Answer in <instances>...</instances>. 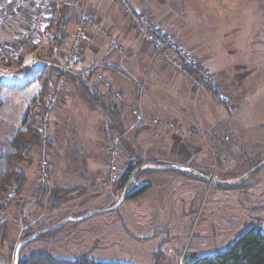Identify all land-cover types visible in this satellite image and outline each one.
I'll return each mask as SVG.
<instances>
[{
  "label": "rangeland",
  "instance_id": "obj_1",
  "mask_svg": "<svg viewBox=\"0 0 264 264\" xmlns=\"http://www.w3.org/2000/svg\"><path fill=\"white\" fill-rule=\"evenodd\" d=\"M172 1L167 8L173 13L170 17L176 29L171 32L178 39L174 36L170 38L194 54L202 69L213 76L229 102L227 104L219 97L208 94V90L205 91L198 81L185 76H179V79L178 74L182 73L175 72L163 60L166 74L169 75L166 77L171 78L170 83L166 80L163 83L168 88L167 95L162 93L165 97H160L159 102L154 97L146 100L150 110L156 111L150 116H156L162 124L150 129L156 132H142L144 137L139 140L147 144L156 137L175 138L179 144L180 161L185 167L222 181L242 178L264 160V0ZM77 5L84 7L81 10ZM68 10L80 14L96 13V1L73 0L65 16ZM58 14L53 12L55 19H49L48 41L44 47L30 48L21 58L0 63V100L3 103L0 111V152L6 147L1 143L2 138L22 128L30 107L40 96L45 77L49 73L54 74L53 67L43 62L57 61L60 52L67 49L64 44L71 37L74 22L69 18L66 29L57 35L54 30L59 26L56 24ZM57 37L63 41L60 48L55 47ZM124 54V50L110 54L106 48L102 58L114 65H124ZM88 62L87 70L96 64V56L89 57ZM118 73L125 78L124 86L136 92L135 84L129 82L132 80L130 78L135 80L136 76L128 70ZM88 74L85 73L84 77L87 78ZM91 80L92 77L81 84L93 94L95 89L86 85L92 83ZM97 85L98 82L96 105L106 104L109 107L112 101L102 104V100L98 99L101 94ZM144 85L146 89L147 85ZM82 94L84 97L87 95L86 91ZM89 98L85 97L86 100ZM114 101L123 104L125 100L116 101L113 98ZM129 107L130 126H123L120 132L117 127L112 131V126H109L110 134L111 131L118 134H114L116 140L110 143L109 155L113 146L118 144L121 158L126 152L129 158L133 157L135 149L131 148L130 141L134 142V138L141 134H136L141 125L132 118V110H140L147 120L149 114L134 105ZM158 107H162L159 113ZM171 122L175 123L176 130L165 126ZM56 127L53 114L52 134L55 131L60 133ZM106 130L101 122L94 129L98 162H104L103 155L105 151L106 154L108 152L107 145L103 143L108 133ZM148 149L138 153L142 160L138 163L141 165L155 152L152 147ZM109 155L106 181L108 185L122 184L121 191L114 195V199H117L105 207L83 208L72 213L70 208L75 206L73 203L79 207L85 206V203L88 204L87 198H91L93 205L101 206L107 201V191L96 192V195L71 196L68 194L70 189L63 190L64 194H51L50 187L43 196L34 199L31 190L36 181L37 153L34 163L25 167L28 181L23 192L6 210L4 220L8 221L9 228L5 244L0 249V264L14 263L16 248L26 235L50 228L69 217L77 218L94 210L113 207L124 191L127 184L124 179L130 168L124 169L123 175L120 163L119 172L112 174ZM153 171L162 170L140 173L131 187L133 194L142 185L153 186L151 196L138 204H131L129 198L113 212L69 222L57 232L45 234L27 245L22 257L26 258L35 251H46L66 260L85 256L109 263L189 264L191 260L225 252L252 228L264 233V167L244 182L222 187L205 182L196 175L170 172L177 175L180 181L169 180L165 188L163 181L150 178ZM109 177L112 182H109ZM36 189L38 191V187ZM58 200L60 203L55 206Z\"/></svg>",
  "mask_w": 264,
  "mask_h": 264
},
{
  "label": "crops",
  "instance_id": "obj_2",
  "mask_svg": "<svg viewBox=\"0 0 264 264\" xmlns=\"http://www.w3.org/2000/svg\"><path fill=\"white\" fill-rule=\"evenodd\" d=\"M95 1L96 13H90V15L94 16L96 18V21L100 22L102 26L108 29L112 37H116L119 40V43L124 48L123 50L125 52V60L122 62L124 63V65H121L120 63L114 65L112 62L106 60V58H102L104 49L107 48V52L110 54L112 53L109 47L110 37H105L100 34L99 31L95 30L93 27H90L89 33L91 39L84 51V59L79 65L76 66V74L71 78L65 101L53 113L54 122H56V125L58 126L56 128L57 130L60 129V133L55 131L52 134L54 148L51 150V194H56L57 192L59 194H64L65 192H63V190L65 189H70V192H68V194H70L71 196L78 194L96 195V192L99 193L102 190H104L105 192L107 191L108 193L107 201H109H105L101 206L93 205V201L91 200V198H87L89 199L88 204L86 205L85 203V206L82 207L77 206L76 203H73L75 204V206L71 204L72 206H74L70 208V211L72 213L78 210H82L83 208L95 209L96 207H105L104 205L114 203L113 201L117 199H114V195L121 191L122 184H119L118 182L115 185H108V181H106L108 172L109 146L111 142L116 140L115 135H118L115 134V132V135L113 134L112 131H114V127H117L118 131L120 132L123 126H130V105H134L135 107L146 112V114H149L147 115L149 116V118L147 120L144 115V119L138 122V124H140L141 126L137 129L138 132L136 134H141L138 135V137L134 138V142L130 141L132 144L131 148L135 149L133 157L131 156L129 158L127 156L128 153L126 152L123 158H121L120 163L123 166L122 173L125 172L124 169L128 170L129 168L135 166V163H138L139 161L141 163L142 160L140 159L139 154L144 150L149 151L148 148L150 147H152L155 152L152 155H149V158L145 160L144 164L142 165L165 163L184 166V164L180 161L181 154L177 150L179 144L177 143L178 141L175 138H172L170 140L159 139L158 137H156L154 138L152 143L150 142L147 144H144L139 140V138L144 137V133L142 132L146 131L149 133L150 131H153L150 129H153V127H155L152 121L156 119V116H150V113L153 112L152 114H154L156 111H153V109L150 110L151 108L149 105H147L148 101L146 100L149 99V97H154V99H158L159 102L160 97L163 98L165 97V95H167L166 92L168 88H166L163 83H165L166 81L170 83L171 81L170 77H166L169 75L166 74L167 68L164 65L161 55L155 50L153 45L141 41V38L138 36L137 31L132 28L133 26L131 23V19H128L124 16L121 0ZM170 2L173 1L132 0V4L137 12L148 13L154 18L162 34L168 37L174 36L176 39H178L176 35L171 32V30L176 29L174 27V24H172L170 17L173 13L169 8H167ZM2 5L3 4L0 2V47L16 42L17 40L21 39V37L24 36L27 31V21H25L27 17L25 19L23 18V20L20 21L16 20L12 16L10 7H4ZM53 6L51 7L50 11V20L54 17V15H52V13L54 12L52 11ZM77 6V8L80 9L84 7L81 5ZM68 12L69 13L66 16L63 14L57 15L56 24L58 25L60 21L63 26H57V29L54 30L57 32V35L61 34V31L66 29L65 25L68 24L69 18L70 20L73 19L74 25L72 27V30L70 31L71 37L64 44V48H68L70 46L75 33L76 23L80 16V12H70L69 10ZM64 20H67V22L64 23ZM92 56H96V64H104L107 67L109 66L110 68H112L109 69L106 67L104 69L98 70L97 73L92 77V83H86V85H90L91 88L95 89V91H93L92 89L93 94L88 92V89H84V86L81 84L82 82H85L84 80L86 79V77H84V74L81 75V73L87 71V67H89L86 66L89 63L88 58ZM158 57L161 58V61H159ZM122 70H128L130 73L136 76L135 80L128 76L127 78L132 79L129 82L134 83L135 86L137 84L144 85L145 83L148 89L146 88L147 90L143 93H141L138 89L136 92H132V90H129V86H124L125 78L118 73ZM179 76H185L190 80H194L193 76L187 73L178 74V78L180 79ZM99 77H101V79ZM97 82L100 85L98 93L101 94V97H99L98 99L102 100V104L105 102L110 103L111 101H113V98H115V93L118 91L123 93V98L125 100H123V104H116V102L114 101L113 103H115L116 105L113 109L106 107V104L104 106L98 104L96 105ZM108 82L111 84V88L106 87V83ZM82 89L87 93V95L85 94V97H91L89 98L90 100L88 99L89 101L86 100L84 96H82ZM204 90L206 91V88ZM162 93H165V95H163ZM207 93L209 94L208 91ZM127 103L129 104V106ZM226 107L228 108L229 106ZM161 109L162 107H158L157 112L159 113ZM99 122L103 123V125L106 126L107 132L109 131V126H112V131L110 130L112 134L108 132V137L105 135L106 139H104L103 141V143L107 145L108 151L107 154L105 151L103 155L105 160L104 162H98V160H96V140L94 137V129L96 128V124H99ZM12 135L13 132L2 138L1 143L3 145L6 144V147H3L4 149L2 148L0 153H4L8 150L7 143ZM118 140L120 141V139ZM122 142L124 143L123 139ZM137 154L138 156H136ZM54 158L57 167L54 163ZM134 161L136 162L134 163ZM36 163L37 169L35 168V174L38 170V158ZM153 172L154 173H152L150 178L158 182L163 181L165 183V188H167V185H169V180H179V177L177 175H174L170 172ZM143 186L145 185H142V187ZM35 188H37L36 181L34 187L31 190L34 199L38 198L39 196L38 191L37 189L35 190ZM153 188L154 187L152 186L145 194H143L139 198L131 199V204H138L140 201H143L144 198L151 196L150 194ZM100 194L103 197V194Z\"/></svg>",
  "mask_w": 264,
  "mask_h": 264
},
{
  "label": "built area",
  "instance_id": "obj_3",
  "mask_svg": "<svg viewBox=\"0 0 264 264\" xmlns=\"http://www.w3.org/2000/svg\"><path fill=\"white\" fill-rule=\"evenodd\" d=\"M124 16L131 19L133 28L137 31L138 36L145 43L154 46L155 50L161 55L166 65L171 67L175 72L189 73L194 71V80L201 85L216 86L217 82L213 76L202 69L199 62L195 59L192 52L185 49L182 45L160 31L158 25L153 21L152 17L145 13L137 12L132 4V0H121ZM4 7H10L13 18L23 20L27 17V31L21 39L12 44L0 47V63L7 60L19 59L24 56L30 48L37 47L40 49L47 44L48 41V23L51 7L54 0H0ZM65 5L69 8L73 5V0H65ZM93 27L105 37H110L109 47L111 51H123V46L116 37H112L108 29L96 21V18L89 13L80 14L75 33L70 46L61 51L59 58L55 62H43L50 65L54 69L53 80L50 82V94L45 105L42 116L41 130L44 139L52 137V123L54 111L63 104L66 99L68 87L72 76L76 74V66L84 59V51L90 42L89 28ZM107 66L104 64H94L86 72H97ZM109 69V66L107 67ZM101 79V77H99ZM106 87L111 88V84L106 83ZM137 89L143 93L146 91L145 86L136 85ZM227 96L220 93V100L228 101ZM117 101H123V93L118 91L115 93ZM132 118L139 122L144 119L143 114L138 109L132 110ZM153 125H161L158 119L152 121ZM166 126L176 130L174 122L168 123ZM177 132V131H176ZM38 170L36 172V185L38 187L39 196H43L44 192L51 187L52 175V151L44 144L38 150ZM110 172L116 174L119 172V164L121 162V149L115 144L110 150L109 155ZM109 182L112 179L109 177ZM6 211H0V221L4 220Z\"/></svg>",
  "mask_w": 264,
  "mask_h": 264
},
{
  "label": "trees",
  "instance_id": "obj_4",
  "mask_svg": "<svg viewBox=\"0 0 264 264\" xmlns=\"http://www.w3.org/2000/svg\"><path fill=\"white\" fill-rule=\"evenodd\" d=\"M67 8L65 0H54L52 11L64 15ZM61 26H63V24L59 21V27ZM56 39L58 40V37ZM55 42L56 48L63 45V41L58 40ZM52 51H54V48ZM94 74H88L86 79H90ZM189 74L193 77L195 75L194 71H189ZM53 76V73H49L45 77L40 96L30 107L23 121L22 128L14 132L11 136L7 143L8 150L4 153H0V211H6L11 206L12 202L23 192L28 181L25 167L31 166L34 163L38 150L44 144H46L51 150L54 148L53 138L50 137L49 139H44L41 130L42 116L50 94V80ZM98 86L100 87L99 84L97 85V88H99ZM205 88L214 97H219L221 93V88L218 84L216 86L205 85ZM2 106L3 103L0 100V111ZM114 107L115 103L112 101L109 108L113 109ZM140 165L141 164L138 163L137 166H133L129 169L128 174L124 179L125 184L128 182L129 176ZM168 172L178 171L169 170ZM217 187H222V185H217ZM150 188V185H145L136 190L133 194L130 192L126 199H137L145 194ZM59 203L60 200L56 201L54 205L56 206ZM8 228L7 220L0 221V249L3 248L5 244L4 242L7 239ZM57 231L58 230L51 233ZM25 237H27V235ZM20 264L124 263L98 262L85 256L79 257L75 260L58 259L46 251H35L26 258H23L21 254ZM189 264H264V233L252 228L241 235L225 252L218 253L214 256H205L199 259H194L191 260Z\"/></svg>",
  "mask_w": 264,
  "mask_h": 264
},
{
  "label": "water",
  "instance_id": "obj_5",
  "mask_svg": "<svg viewBox=\"0 0 264 264\" xmlns=\"http://www.w3.org/2000/svg\"><path fill=\"white\" fill-rule=\"evenodd\" d=\"M263 167H264V160L257 167L252 169L249 173L244 175L242 178H239L236 180L222 181V180H219V179L211 177V176H206V175L200 173L196 169H192V168L181 166V165H174V164H168V165H165V164H146V165H142V166L138 167L137 169H135L133 171V173L130 175L128 182L124 188V191H123L120 199L117 201V203L113 207H111L109 209L94 210V211L87 213L84 216L77 217V218H74V217L66 218L62 222H60V223H58V224H56L50 228L40 230V231H38L32 235H29V236L23 238L19 242V244L16 248L13 264H20V258H21V254H22L23 250L26 248L27 245H29L30 243H32L36 239L40 238L41 236H43L45 234H49V233L54 232L56 230H59L64 225L68 224L69 222L80 221L83 219L90 218L92 216H96V215H100V214H104V213H108V212H113V211L117 210L122 205V203L126 200V198L129 196V193L131 192L132 184L135 181L136 177L144 171H147V170H162V171L175 170L178 172H184V173L196 175L201 180L208 182V183H211V184L230 186L234 183H241V182L246 181L251 175H253L257 171H259Z\"/></svg>",
  "mask_w": 264,
  "mask_h": 264
}]
</instances>
